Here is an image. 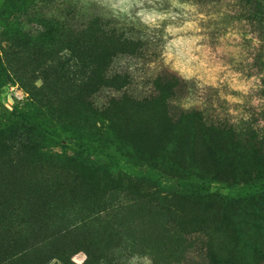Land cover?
<instances>
[{"label": "rangeland", "instance_id": "obj_1", "mask_svg": "<svg viewBox=\"0 0 264 264\" xmlns=\"http://www.w3.org/2000/svg\"><path fill=\"white\" fill-rule=\"evenodd\" d=\"M73 1L85 20L98 19L105 33L92 32L91 59L108 47L105 73L120 85L89 101L100 107L109 97L138 99L124 120L112 118L105 144L120 139L119 151L135 159L127 180L102 191L103 206L121 204L104 227L76 230L69 213L45 219V209L57 215L63 206L67 192L58 180L74 151L96 152L101 162L109 156L84 138L74 101H56L59 74L49 60L66 51L55 45L45 55L17 41L19 28L34 32L25 17L7 33L0 26V122L14 108L40 117L19 137L0 139V264H60L63 241L70 244L65 264H82L86 251L95 264H264V194L254 197L264 155L253 138L264 125V41L254 38V18L264 34V16L254 17L251 0ZM79 64L76 78L84 81L87 67ZM152 87L157 93L148 98ZM41 114L49 126L38 123H45ZM208 170L221 182L207 183ZM199 183L207 193L187 190ZM33 207L43 210L36 215Z\"/></svg>", "mask_w": 264, "mask_h": 264}, {"label": "trees", "instance_id": "obj_2", "mask_svg": "<svg viewBox=\"0 0 264 264\" xmlns=\"http://www.w3.org/2000/svg\"><path fill=\"white\" fill-rule=\"evenodd\" d=\"M253 5L254 17L264 16V0H251ZM20 17L27 18V21L32 22L35 25L34 32L32 30H25L23 32L20 28L17 31L19 37L16 39L19 42H23V45L32 44L34 50L43 51L45 55H49L52 48L55 45H60L62 49L66 51V54L62 57L63 59L55 60L51 58L49 60L52 68L55 70V75H58V88L60 89L61 98H56L61 107V101L64 103L65 100L71 99L74 101V112L75 120L78 121L83 127L81 128L84 132V138L89 143L101 146L106 156H109L108 161L96 159L95 153L91 156L86 154V149L80 148L74 151L66 159V176L63 181L58 180L60 188L66 190L67 194L62 198L63 206L57 210L56 213H52V210L45 211L51 212L45 216V219L53 218L56 221L65 220L66 214H76L77 221L73 218L74 223L77 225L76 230H79L83 226H93L94 224L104 227L108 221H110V215L119 214L121 204H111L110 206H103L102 191L108 185H114L119 183L122 179L127 180V176L130 171L127 165H131L130 158H134L132 155L129 156L127 152L119 151L118 147L121 142L120 139L114 141L110 146L105 144L109 143V135L111 128L114 127L112 118L124 120L127 116L128 109L131 104H136L138 99L131 97H124L122 95L118 97H109L108 100L100 107L93 106L89 101L91 95L101 88H113L119 89L120 85H116L114 82V75H108L105 73V61L108 53V47L100 45L98 47L97 55L98 59L92 61L91 50L89 46V38L93 36L92 32L98 30L99 27L96 25L98 19L94 18L88 22L87 17H83L79 14V8L76 1L73 0H3L0 3V26L4 33L11 31L9 27L12 23H16ZM81 19V20H78ZM94 21L95 24H94ZM254 38L258 42L264 41V34L261 33L262 26L258 18H254ZM83 26V27H81ZM37 27V28H36ZM97 33H105L102 30H98ZM13 40L8 38V42ZM15 40V39H14ZM117 40V39H114ZM124 46L132 44L128 39L122 40ZM121 41V42H122ZM79 42L84 43L82 47H79ZM114 42V41H113ZM120 42V43H121ZM116 43V42H114ZM110 48V47H109ZM81 55L85 57L84 63L81 62ZM79 62L87 67V71L84 74V81L76 78V68L80 65ZM5 72L6 67H3L2 61H0V72ZM154 88L152 87L151 90ZM157 90L154 89L151 94H148V98L156 95ZM80 94L84 97L80 98ZM79 95V98H78ZM151 95V96H150ZM140 100V99H139ZM144 98H141V101ZM30 109L34 108L33 103H27ZM46 114L48 111L46 110ZM61 114V113H58ZM34 116V118H32ZM64 116V114L62 115ZM56 117V116H55ZM40 117L34 115V113L27 114L22 109L14 108V115L6 118V121L0 122V139H10L11 137H19L21 134L28 132L36 123V119ZM41 118L44 119V115L41 114ZM264 118V116H263ZM188 121V129L192 128L193 119ZM45 123L38 122L41 127L49 126L51 123L44 119ZM264 122V120H263ZM261 127V126H258ZM259 131L255 133L254 146L255 148L264 155V125ZM259 129V128H258ZM20 132H23L19 134ZM36 132V131H32ZM29 138V137H28ZM126 137L122 135V140ZM25 143L31 144L29 141ZM128 149L123 146V149ZM107 150L117 156L114 160ZM163 164L160 162V166ZM220 171V170H219ZM218 171V172H219ZM258 172V171H257ZM209 176L207 183L221 182L219 178H214L215 174H212L209 170L206 172ZM258 174V173H257ZM256 185V191L254 197L257 198L264 194V184L258 179ZM194 182H201L196 179ZM255 182V181H254ZM13 184V182H12ZM193 186V187H192ZM59 187V186H58ZM113 188V186H111ZM108 188L105 189V191ZM192 194L207 193L206 186L203 184H190L188 189ZM186 190V191H187ZM62 195L59 196V200ZM255 200V199H254ZM75 205H79L78 210H74ZM33 213L39 214L43 208H31ZM30 211L28 210V214ZM31 214V213H30ZM72 219V218H71ZM36 222V221H34ZM44 225V222L42 223ZM93 224V225H92ZM53 225V223H50ZM74 225V227L76 226ZM94 228V227H93ZM96 229V228H95ZM66 234H71L68 232ZM71 236V235H70ZM69 242L63 241L58 249V260L60 264H65L66 253L68 252ZM82 264H95L92 261V256L89 251H86V257Z\"/></svg>", "mask_w": 264, "mask_h": 264}, {"label": "clouds", "instance_id": "obj_3", "mask_svg": "<svg viewBox=\"0 0 264 264\" xmlns=\"http://www.w3.org/2000/svg\"><path fill=\"white\" fill-rule=\"evenodd\" d=\"M148 264H150V261L148 262Z\"/></svg>", "mask_w": 264, "mask_h": 264}]
</instances>
